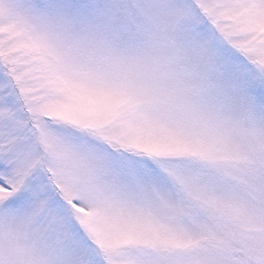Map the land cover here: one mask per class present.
<instances>
[{
    "label": "snow or ice",
    "instance_id": "6c2138e0",
    "mask_svg": "<svg viewBox=\"0 0 264 264\" xmlns=\"http://www.w3.org/2000/svg\"><path fill=\"white\" fill-rule=\"evenodd\" d=\"M0 264H264V0H0Z\"/></svg>",
    "mask_w": 264,
    "mask_h": 264
}]
</instances>
